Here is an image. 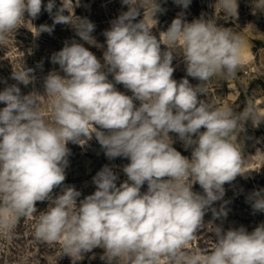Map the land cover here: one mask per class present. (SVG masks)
Segmentation results:
<instances>
[{
    "label": "clouds",
    "instance_id": "9594fccd",
    "mask_svg": "<svg viewBox=\"0 0 264 264\" xmlns=\"http://www.w3.org/2000/svg\"><path fill=\"white\" fill-rule=\"evenodd\" d=\"M127 6L104 32L103 64L83 44L71 42L54 53L61 76L53 70L44 79V95H22L10 85L0 91V233L11 237L21 218L39 212L34 237L60 243L73 264L94 249H102L104 264H264V223L249 232L244 226H214L215 247L190 251L187 245L206 224L227 217L222 205L224 185L243 175L246 164L237 140L244 123L264 121L252 101L242 111L209 103L204 85L215 78H235L243 67L246 42L212 18L187 22L174 18L159 36L152 29L161 12L158 0H121ZM187 8L190 0H175ZM222 11L237 15V0H216ZM147 5V7H146ZM49 14L55 0H0V45L23 25L25 13ZM143 19L137 21L140 10ZM65 0L53 15V25H71L84 42L95 45V25L73 19ZM155 24L149 26L145 17ZM41 25L39 32H51ZM164 46L162 51L161 46ZM182 57L186 77L173 79V60ZM30 69L14 73L27 86ZM109 75L113 80H109ZM187 77L199 81L193 86ZM114 81V82H113ZM122 84L131 92L118 91ZM50 99L45 117L40 98ZM136 101L139 104H136ZM203 129V130H202ZM175 133L190 157L174 146ZM95 136L109 159L127 158V180L105 166L93 177L96 190L78 201L81 192L64 186L69 142L83 146ZM199 184L203 194L194 192ZM147 184V191L141 192ZM62 192L53 197V190ZM253 212L264 213V189L249 196Z\"/></svg>",
    "mask_w": 264,
    "mask_h": 264
},
{
    "label": "rangeland",
    "instance_id": "374dc122",
    "mask_svg": "<svg viewBox=\"0 0 264 264\" xmlns=\"http://www.w3.org/2000/svg\"><path fill=\"white\" fill-rule=\"evenodd\" d=\"M43 3L46 5L48 0H43ZM65 3L73 19L75 16L87 18L95 25L92 36L96 44L90 45L81 40L71 25H53V15L61 7L62 0H55L56 7L52 14L43 7L38 17L34 19L25 13L23 25L0 45V91L16 84L22 95L34 91L44 95V79L48 73L55 70L61 76L64 75L59 65L51 62L52 55L73 41L83 44L103 64V52L106 49L104 32L110 29L112 21L127 11V6L122 5L121 0H65ZM158 3L162 11L157 13L155 17L157 25L152 29L157 37L160 32L167 30L174 18L182 14L187 22L201 17L212 18L218 26L227 27L244 39L246 42L244 65L236 77L213 79L204 85L206 94L200 98L217 106H230L236 112L242 111L247 102L252 101L255 107L264 113V0H237L236 16L225 14L219 4H216V0H190L187 8L178 5L175 0H158ZM69 13L65 11L64 14ZM141 19L143 9L140 10L137 21ZM145 19L149 26L155 24L150 16H146ZM41 25L52 26L53 30L37 33ZM161 48L163 51L164 46ZM173 67L175 69L173 79L179 82L186 77L182 57L177 56L173 60ZM25 69H30L29 75L33 77L27 86L13 79L14 73H20ZM108 78L113 80L111 75ZM187 78L193 86L199 83L196 79ZM115 87L118 91L131 95L122 84H116ZM40 104L45 117H49L50 99L41 97ZM136 104L139 102L136 101ZM4 106L0 103V109ZM170 136L174 141L173 146L182 155L190 157L191 150L184 148L176 134L170 133ZM234 139L237 140L246 160L243 169L246 173L238 175L234 181L224 185L225 195L222 200L215 202L213 207L218 210L224 205L227 217L214 219L209 210L204 216L206 226L198 231L195 238L186 246L190 251H211L215 247L213 233L215 225H221L225 230L244 226L251 232L257 225L264 223V213L253 212L247 199L254 190L264 189V121L259 126H253L250 120L246 121L243 131ZM67 147L70 154L67 158L64 186H74L81 192L78 203L96 190L93 177L105 166L111 168L118 176L117 186L127 180L123 167L130 161L123 157L107 158L94 135L83 146L69 142ZM146 191L147 184L141 188V192ZM193 191L203 194L198 183L193 185ZM61 192L62 187H57L52 195L55 197ZM36 207L37 214L30 218H21L11 237L0 233V264H73L72 258L63 253L60 243L49 244L35 239L36 219L39 212L46 210L48 201L37 202ZM101 255L102 249H94L76 264H104L100 259Z\"/></svg>",
    "mask_w": 264,
    "mask_h": 264
}]
</instances>
